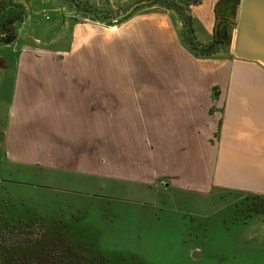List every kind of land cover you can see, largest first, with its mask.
Segmentation results:
<instances>
[{
  "label": "crops",
  "instance_id": "0c3cea01",
  "mask_svg": "<svg viewBox=\"0 0 264 264\" xmlns=\"http://www.w3.org/2000/svg\"><path fill=\"white\" fill-rule=\"evenodd\" d=\"M9 1L21 11L15 39H0L10 165L60 182L123 180L151 195H264V65L234 56V28L227 49L196 55L165 10L138 14L112 38L62 0ZM222 1L228 20L240 1L189 8L199 49L215 37Z\"/></svg>",
  "mask_w": 264,
  "mask_h": 264
},
{
  "label": "rangeland",
  "instance_id": "374dc122",
  "mask_svg": "<svg viewBox=\"0 0 264 264\" xmlns=\"http://www.w3.org/2000/svg\"><path fill=\"white\" fill-rule=\"evenodd\" d=\"M62 1L77 22L88 24L97 35L110 32L113 38L121 24L160 10L184 33L178 13L148 3L117 24L109 21L143 0H87L109 13L101 19L79 11L71 0ZM5 157L0 145L2 246L40 237L43 249L54 240L85 256L79 258L82 264H264V216L252 211L247 216L244 196L151 195L141 185L111 178L60 182L55 174L37 166L10 165ZM39 247L30 248L35 253Z\"/></svg>",
  "mask_w": 264,
  "mask_h": 264
},
{
  "label": "trees",
  "instance_id": "16d2710c",
  "mask_svg": "<svg viewBox=\"0 0 264 264\" xmlns=\"http://www.w3.org/2000/svg\"><path fill=\"white\" fill-rule=\"evenodd\" d=\"M226 1V0H225ZM240 0L236 1L238 5ZM224 2V1H222ZM71 3L80 11L88 14V16L95 17L93 19L108 18L109 13L106 10L97 9L93 4L87 0H71ZM200 0H150L148 6L158 5L163 9L173 10L178 13L183 21L182 38L184 42H190L191 50L197 48V44L191 36V18L188 14L190 6L197 5ZM220 3L217 8L218 17L224 18V9ZM226 8V7H225ZM231 14L236 12V6H231ZM222 14V15H220ZM21 17V11L17 9L16 5H13L9 0H0V39L3 42H11L15 39V21ZM110 17V16H109ZM109 21L113 24H117L120 21ZM110 25V24H109ZM229 32L230 25L225 21H220L215 31V37L210 45L206 46L201 52L193 51L196 55H211L218 49H227L229 46ZM247 201L248 215L249 212H255V214H262L264 216V195L259 194H246L243 195ZM9 230V229H7ZM40 237L29 240L27 243L19 245H11L8 247L0 245V264H82L79 258L85 260V256H82L72 248L71 245L62 244L52 240V244L43 249H40ZM24 239V238H22ZM39 239V240H38ZM56 242V243H54ZM34 246H38L37 252H32ZM31 247V248H30ZM29 254V255H28ZM78 255V256H77Z\"/></svg>",
  "mask_w": 264,
  "mask_h": 264
},
{
  "label": "water",
  "instance_id": "95a60500",
  "mask_svg": "<svg viewBox=\"0 0 264 264\" xmlns=\"http://www.w3.org/2000/svg\"><path fill=\"white\" fill-rule=\"evenodd\" d=\"M149 2L150 0H143L134 3L127 10L116 15L114 21L127 17L138 6ZM224 20L227 19L217 18L215 31L219 22ZM227 21L235 29L234 56L258 61L264 65V0H240L238 12H235ZM188 43L192 46L190 42ZM195 50L202 51L199 48Z\"/></svg>",
  "mask_w": 264,
  "mask_h": 264
}]
</instances>
